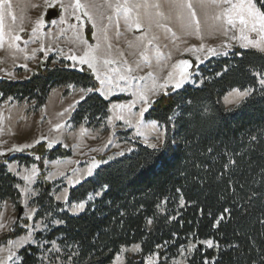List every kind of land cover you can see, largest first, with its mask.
I'll list each match as a JSON object with an SVG mask.
<instances>
[{"label": "trees", "instance_id": "16d2710c", "mask_svg": "<svg viewBox=\"0 0 264 264\" xmlns=\"http://www.w3.org/2000/svg\"><path fill=\"white\" fill-rule=\"evenodd\" d=\"M254 3L261 8L264 0ZM227 52L196 67L194 83L165 91L145 112V119L162 127L165 151L135 142L127 153L102 158L90 177L69 188L70 203L92 196L81 212L71 214L55 200L58 181L38 179L31 203L36 209L34 219H41L45 227L34 234L33 244L18 251L14 264H40L43 253L54 245L64 253L60 264H109L121 247L135 243L139 251L127 255L124 264H143L154 253L156 264H171L191 242L197 245L185 264H261L264 54L240 47ZM53 58L49 56L26 79L0 78V102L8 98L26 101L36 111L54 87L95 89L90 71L75 70L66 62L51 66ZM232 89L247 90L248 96L226 108L220 99ZM122 98L105 99L88 92L69 122L72 127H98L109 116V103ZM71 154L70 148L60 144L48 148L39 142L25 153L1 159L0 202L8 199L19 206L20 180L8 170L7 162L41 168L43 159L53 161ZM22 233L23 228L15 223L0 236V244ZM207 240L213 242L212 247L198 245Z\"/></svg>", "mask_w": 264, "mask_h": 264}, {"label": "rangeland", "instance_id": "374dc122", "mask_svg": "<svg viewBox=\"0 0 264 264\" xmlns=\"http://www.w3.org/2000/svg\"><path fill=\"white\" fill-rule=\"evenodd\" d=\"M187 2L193 5L196 12L201 28L199 35L194 31L191 34L185 32L177 19V10L170 7L171 0H80L79 9L75 7V0H7L6 5H0V78L14 81L26 79L53 55L51 66L66 62L68 67L75 70L90 71L96 81L95 89L91 90L100 96L105 99L123 97L109 103L107 120L95 128L85 124L72 127L69 122L77 101L92 92L89 89L70 85L54 87L48 93L44 105L36 111H32L31 103L26 101L8 98L0 102V160L25 153L37 141L44 142L48 148L60 144L72 151L71 156L64 159L41 160V168L38 165L26 167L16 161L6 163L8 170L20 180L18 204L22 211L17 217L16 205L8 199L0 202V225H3L0 227V236L12 229L15 223L23 228V233L0 244V260L4 264L16 263L18 251L25 245L33 244L34 234L45 227L41 219H34L36 211H32L35 207L31 199L36 195L34 186L38 179L58 181L59 187L53 192L55 200L62 203L63 209L71 214L81 212L92 196L70 203L69 188L90 177L102 164V158L109 160L127 153L134 148L135 142L150 147L163 141L162 127L154 120L145 119L144 114L155 98L167 90L175 89V80L168 78L169 72L175 71L172 65L180 59H189L192 62V75L184 84L194 83L195 68L214 57L207 55L208 47L221 53L233 47L243 48L238 40L232 39L233 35H239L235 30H230L227 35L215 30V25L220 23L215 20L220 8L213 5L211 0H207V7L204 8L200 0ZM117 3L125 5L129 12L117 13ZM50 8L57 13L54 18L46 20L45 14ZM86 11L89 14L87 16L84 15ZM184 16L190 17L187 9L184 10ZM133 21L139 22L141 27L137 29ZM16 35L21 39L15 40ZM149 40L152 43L145 49L144 45ZM201 44L205 45L204 49H200ZM186 48L190 50L185 52ZM247 49L264 54V51L256 48ZM85 51L98 57L93 61L95 71L87 64L81 65L78 60L67 59L70 54L83 56ZM142 51H147L146 59L141 58ZM105 59L115 62L105 65ZM112 69H118L119 74L127 75L128 79L119 80L118 73ZM153 85L156 90L147 95L148 103L145 104L139 93L152 89ZM233 90L237 89L230 90L220 99L226 108L235 106L243 99ZM118 116L123 119H117ZM57 124L61 125L59 129L55 127ZM14 148L21 150L16 151ZM89 168H92L91 175H88ZM25 176L29 179L25 180ZM80 203L84 204L83 209L75 207ZM29 215L32 216L31 220L27 218ZM207 241L199 242L198 245L203 243L208 246ZM137 245L121 247L109 264H124L127 255L139 251V247H135ZM196 245L191 242L182 247L170 263L185 264ZM11 253L15 255L9 260ZM63 255L54 245L43 253L40 264H60L65 261ZM157 261L158 255L154 253L145 257L143 264H156Z\"/></svg>", "mask_w": 264, "mask_h": 264}, {"label": "snow or ice", "instance_id": "6c2138e0", "mask_svg": "<svg viewBox=\"0 0 264 264\" xmlns=\"http://www.w3.org/2000/svg\"><path fill=\"white\" fill-rule=\"evenodd\" d=\"M213 5H216L220 8V12L215 17V20L220 21L219 24L215 25L216 31H222L224 35H227L230 30H235L239 33V35H233L232 39L238 40L243 48H256L258 50L264 51V11L261 9H264V5H261V8L256 7V3H254V0H236L235 3H233V0H211ZM7 0H0V5H6ZM200 5L202 8L207 7V0H200ZM158 7V5H153ZM75 7L79 9L81 7L80 0H75ZM87 7V6H85ZM145 7H149V5H145ZM170 7L177 10V19L181 22V27L185 30L186 33L191 34L193 31L195 34L199 35L201 28L200 23L196 19V12L193 9V5L190 2H187V0H171ZM187 9L190 13V17L186 18L184 16V10ZM115 11L117 13L124 12L127 14L129 12V9L120 3L115 4ZM85 16L89 15L86 11L84 13ZM15 19V18H13ZM79 19V17H77ZM128 17L126 15V21ZM0 23H2V15H0ZM37 23H41V21H37ZM135 23V26L137 29L141 27L140 23L137 21H133ZM23 31V29H21ZM33 32L36 31L35 28L32 29ZM169 31H171L169 29ZM95 35V34H94ZM175 36V33H173ZM15 40H20L21 37L19 35H16L14 37ZM152 43L151 40L148 41L147 44L144 45L145 49H147L148 45ZM110 47V46H109ZM200 49H204L205 45L201 44ZM225 47H228V45H225ZM99 48V46H97ZM193 49H195V45L192 46ZM43 51V48L41 49ZM190 49H185V52L189 51ZM228 55L227 51H224L221 53L217 49H214L212 47L207 48V55L208 56H215V55ZM123 55V54H121ZM147 51H142L140 53L141 58L146 59L147 58ZM96 55H91L88 51H85L83 56H78L76 54H70L67 59L72 61H79L81 65L87 64V66L95 71V65L93 61L97 60ZM207 58V57H206ZM197 61H199V57L196 58ZM105 65L113 64L115 61L105 59L104 61ZM126 63V62H125ZM192 67V62L189 59H180L176 61L175 64L172 65V68L175 70L174 72H169L168 78L174 79V88L175 89H181L182 85L189 80L190 76L192 75L190 69ZM131 69H129L130 71ZM112 71L118 73V79L121 81H126L128 79L127 75H121L119 74L118 69H112ZM219 75V73L217 74ZM109 81L111 82V78H109ZM101 84L104 83L103 80L100 81ZM260 83L264 85V79L260 80ZM167 87V86H165ZM155 85H153L152 89L143 90L139 93L141 100L143 103L147 104L148 99L147 95L150 93L155 92ZM89 91H92L89 89ZM236 95L240 98H246L248 96V91L239 92L238 90H233ZM167 94V93H165ZM81 99H84L82 96ZM79 103V101H77ZM142 111H146V109H143ZM117 119H123L122 116H118ZM57 129L61 127L60 124L55 125ZM39 143V141H37ZM25 147H31V145H25ZM150 147L159 153H162L166 150V146L164 142H161L159 145L157 144H151ZM13 150L20 151V148H14ZM39 159V157H37ZM156 159H159V156L155 157L153 162L147 163V166H152V164L155 162ZM92 174V168L88 169V175ZM25 180H28L29 177L25 176ZM107 187V186H105ZM24 195V193H22ZM59 199V197H58ZM75 207H78L80 209L84 208V204L80 203L78 205H75ZM33 212L36 210L33 209ZM228 209H225V212H228ZM29 220L32 219V216L29 215L27 217ZM223 217H221L222 219ZM58 223H61L58 221ZM0 227H3V225H0ZM31 227V226H29ZM31 235V233L29 234ZM11 243V241H9ZM209 247H212L213 242L207 241L206 242ZM19 246V245H18ZM136 248L139 247V245L135 246ZM15 253H11L8 257L9 260L13 258ZM0 264H4V261L0 260ZM261 264H264V261L261 262Z\"/></svg>", "mask_w": 264, "mask_h": 264}, {"label": "water", "instance_id": "95a60500", "mask_svg": "<svg viewBox=\"0 0 264 264\" xmlns=\"http://www.w3.org/2000/svg\"><path fill=\"white\" fill-rule=\"evenodd\" d=\"M56 13H57V12H56L55 9H53V8L48 9V10L46 11V14H45V19H46V20H50V19L54 18V17L56 16ZM21 211H22L21 206H18L17 217L20 216Z\"/></svg>", "mask_w": 264, "mask_h": 264}]
</instances>
